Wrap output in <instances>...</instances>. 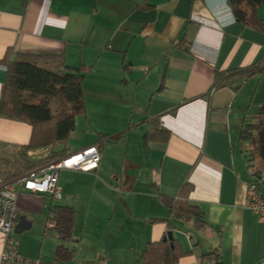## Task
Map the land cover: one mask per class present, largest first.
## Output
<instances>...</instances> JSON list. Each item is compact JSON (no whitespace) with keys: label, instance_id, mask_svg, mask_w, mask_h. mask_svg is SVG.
I'll return each mask as SVG.
<instances>
[{"label":"crops","instance_id":"0c3cea01","mask_svg":"<svg viewBox=\"0 0 264 264\" xmlns=\"http://www.w3.org/2000/svg\"><path fill=\"white\" fill-rule=\"evenodd\" d=\"M21 54H62L86 70L85 111L67 142L28 151L29 161L89 146L100 152L94 171H60L59 203L16 193L17 219L31 222L18 235L22 255L56 257L59 240L45 223L51 206H67L76 212L67 244L75 257L57 264H142L144 246L167 232L164 219L185 253L176 264H210L201 255L215 250L221 264H264V227L246 207L253 178L240 143L243 119L264 111V99L253 104L264 32L237 22L228 0H0V102L5 62ZM250 67L252 74L232 77ZM154 124L159 131L147 140ZM31 131L0 114V159L11 161L1 179L20 172L18 152ZM185 182L203 226L171 217L161 202L179 198ZM3 243L0 233V255Z\"/></svg>","mask_w":264,"mask_h":264},{"label":"trees","instance_id":"16d2710c","mask_svg":"<svg viewBox=\"0 0 264 264\" xmlns=\"http://www.w3.org/2000/svg\"><path fill=\"white\" fill-rule=\"evenodd\" d=\"M228 4L237 22L264 32V22L257 15L258 8L264 0H228ZM7 71L0 102V114L26 122L31 126L29 144L18 152L21 169L25 172L36 163L29 161L27 152L67 142L74 130L75 118L85 111L83 82L86 70L71 68L65 63L64 56L59 55H16L5 62ZM254 68L233 72L235 79L244 78L253 73ZM264 73V68L258 70ZM154 124L146 138H152L158 132ZM163 131V130H160ZM120 135L111 139H117ZM241 153L253 180L258 184L262 170L255 167L259 162L264 167V111L258 115L245 117L240 131ZM57 155V154H55ZM11 161L0 159V169L9 167ZM190 185L185 182L181 187L179 198L161 197V202L169 210L171 217L193 220L200 227L205 225L203 213L190 205L187 194ZM76 212L71 207L51 206L47 221H54V232L59 244L56 247L55 259L70 262L75 257V249L67 246L74 241L73 231ZM167 232L162 239L147 243L142 252V264H176L185 254L173 237V226L168 219ZM171 235L172 237L170 238ZM210 264H221L220 255L215 250L202 254Z\"/></svg>","mask_w":264,"mask_h":264},{"label":"built area","instance_id":"2783aa9c","mask_svg":"<svg viewBox=\"0 0 264 264\" xmlns=\"http://www.w3.org/2000/svg\"><path fill=\"white\" fill-rule=\"evenodd\" d=\"M100 152L96 146H89L70 155L45 161L12 179L0 178V233L4 236L0 264H57V259L45 261L25 257L19 252L18 235L14 232L17 220L15 209L16 193L19 190L33 194H48L53 199L61 198L58 178L62 170L94 171L98 167ZM246 207L257 216L264 227V195L259 185L245 182ZM55 228L54 221H46L45 234ZM264 260V252H263Z\"/></svg>","mask_w":264,"mask_h":264},{"label":"rangeland","instance_id":"374dc122","mask_svg":"<svg viewBox=\"0 0 264 264\" xmlns=\"http://www.w3.org/2000/svg\"><path fill=\"white\" fill-rule=\"evenodd\" d=\"M258 14L260 16H262L264 18V5L261 6L259 9H258ZM263 81L262 83L259 85V88H257L258 86H256V89H257V92H255V102L253 103L254 105L260 103V101H262L264 99V76L262 77ZM248 87H246L247 89ZM253 90V89H252ZM255 167L259 168V170H262V181H263V185H264V167L262 166V164H260L259 162H256L255 163ZM250 173V172H249ZM55 202H60L59 200L55 199ZM19 238V236H18Z\"/></svg>","mask_w":264,"mask_h":264},{"label":"water","instance_id":"95a60500","mask_svg":"<svg viewBox=\"0 0 264 264\" xmlns=\"http://www.w3.org/2000/svg\"><path fill=\"white\" fill-rule=\"evenodd\" d=\"M31 222L26 220L25 216H19L17 222L14 226V232L17 235H21L23 232L28 231L30 229ZM170 238L172 237L169 235Z\"/></svg>","mask_w":264,"mask_h":264}]
</instances>
